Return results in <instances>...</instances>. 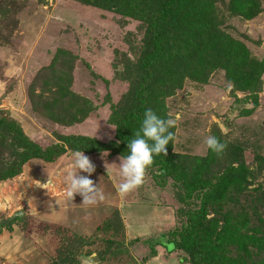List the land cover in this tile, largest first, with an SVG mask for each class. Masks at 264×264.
<instances>
[{
    "label": "rangeland",
    "instance_id": "rangeland-1",
    "mask_svg": "<svg viewBox=\"0 0 264 264\" xmlns=\"http://www.w3.org/2000/svg\"><path fill=\"white\" fill-rule=\"evenodd\" d=\"M145 29L123 0H0V264H86L91 255L99 261L89 264H183V252L159 244L150 255L149 244L186 222L170 179L159 187L144 175L121 193L120 156L83 152L103 200L84 205L64 194L74 152L64 139H115L112 117L133 107L142 81ZM165 33L171 40L152 66L146 109L175 121L166 145L172 162L202 167L217 187L205 222L218 246L213 257L245 256L255 249L226 237L224 225L240 215L248 233L264 232V0H182ZM16 131L42 153L63 149L22 161ZM212 135L225 147L209 156L204 141ZM18 211L23 216L7 224Z\"/></svg>",
    "mask_w": 264,
    "mask_h": 264
},
{
    "label": "trees",
    "instance_id": "trees-1",
    "mask_svg": "<svg viewBox=\"0 0 264 264\" xmlns=\"http://www.w3.org/2000/svg\"><path fill=\"white\" fill-rule=\"evenodd\" d=\"M84 1L109 5L116 0ZM123 1L127 4V12L130 17L146 23V35H144L146 42L138 57L137 65L138 70L142 72V81L134 89L132 96L133 107L127 109L123 114L112 117L115 124L114 140L101 142L90 137L69 136L64 141L71 150H80L86 153L110 152L119 156L127 154V141L132 138L131 131L135 127L140 126L143 112L148 104V85L153 76L152 66L162 59L169 47L168 44L171 39L169 37L168 40L166 37L165 27L171 21L175 10L182 0H156V7L150 10H146L143 0ZM262 66H264V58L259 67L261 68ZM259 67L252 70V80L248 85L250 91L248 100L252 102L256 99L257 81L260 77ZM1 126L3 125L0 124ZM15 133L14 138L25 149L22 161L32 156L50 159L52 156L58 155L63 149L62 146L58 150H53L49 147L46 153H42L26 137L20 136L17 131ZM212 153L213 151L209 150V156H212ZM207 162L208 158L203 164L206 165ZM204 172L202 167L187 171L173 163L168 155L160 154L153 157V163L145 170V175H150L153 182L159 187H164L167 179L173 182L177 188V198L185 206L183 212L186 216V222L179 227L172 228L166 235L160 236L154 243L149 244L150 255H156L155 245L159 244L168 252L176 250L183 252L184 255L179 259L183 264H264V232L260 231L258 232L259 234L248 233L245 230L244 216L240 215L233 220L234 222L231 226H227L229 217H226L224 225L225 236L228 237L230 233V236H235L240 242L247 244L255 251L251 252L249 250L250 252H247L245 256L239 255L233 259L226 254L221 255L220 262L214 258L218 256L216 252L218 246L212 244L205 222L208 223L206 217L209 207H211L212 203L214 204L217 187L205 178ZM238 176L239 180L245 179L244 174H238ZM229 238V241L234 240L233 237Z\"/></svg>",
    "mask_w": 264,
    "mask_h": 264
},
{
    "label": "clouds",
    "instance_id": "clouds-1",
    "mask_svg": "<svg viewBox=\"0 0 264 264\" xmlns=\"http://www.w3.org/2000/svg\"><path fill=\"white\" fill-rule=\"evenodd\" d=\"M174 126V119L161 118L153 110L145 109L139 129L127 141V154L118 158V175L121 178L118 184L119 192L127 193L138 187L143 182L145 170L152 165L153 157L167 154L166 145L174 140V133L170 130ZM204 143L209 150L216 153L222 152L225 147L215 136L206 137ZM94 171L95 165L83 151H74L72 170L63 178L65 196L73 199L74 194H78L82 197L84 205H95L98 200H103L98 185H94L90 179Z\"/></svg>",
    "mask_w": 264,
    "mask_h": 264
},
{
    "label": "water",
    "instance_id": "water-1",
    "mask_svg": "<svg viewBox=\"0 0 264 264\" xmlns=\"http://www.w3.org/2000/svg\"><path fill=\"white\" fill-rule=\"evenodd\" d=\"M23 214H24V213H23L22 211H18V212H16V213H14L12 216H10V217L7 219L6 223L9 224V223H10L11 221H13L16 217L21 218V217L23 216ZM97 261H99V257L96 256V255H91V256L87 257V259L85 260V263H86V264H89V263H93V262H97Z\"/></svg>",
    "mask_w": 264,
    "mask_h": 264
}]
</instances>
